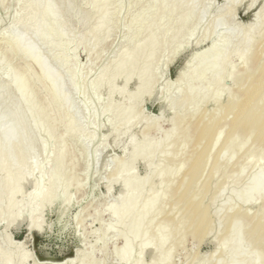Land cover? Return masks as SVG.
<instances>
[{
	"label": "bare ground",
	"instance_id": "6f19581e",
	"mask_svg": "<svg viewBox=\"0 0 264 264\" xmlns=\"http://www.w3.org/2000/svg\"><path fill=\"white\" fill-rule=\"evenodd\" d=\"M7 1L0 0L5 7ZM241 1L227 0L228 6L206 26L204 36L218 34L223 29L227 35L218 37L215 43L196 54L195 66L179 77L174 88H169L170 96L162 97L163 106L175 112L168 117L171 129L159 139L150 140L148 131L141 125L145 116L140 102L152 94L159 77L157 69L170 44L194 35L199 24L205 22L211 4H206L207 0H153L156 8L153 28L98 71L96 87L108 95L106 108L93 111L90 107L93 102L89 104L88 100L92 111L87 106L83 110H89L91 122L95 123L101 114L112 112L115 117L108 136L121 148L122 155L107 175L106 190L111 191L114 183H120L121 191L116 202L107 207L111 221L103 224L100 217L96 220L100 223L101 241L109 232L122 239V246L114 254L120 264H172L176 250L187 237L200 244L213 233L215 248L204 255L196 256L195 252L191 264H264V3L253 14L251 23L239 27L232 17ZM14 2L17 8L11 13L9 25L17 33L10 40L11 50L31 58L39 74L35 75V71L32 74V69L26 67L14 69L9 63L11 66L7 64L4 70L0 66V74L1 69L5 71L6 79H0V224L6 230L26 219L28 232H37L45 225L42 223L45 208L54 205L57 199L68 205L72 201L70 187L81 186V179L74 173L77 153L74 155L65 141L67 136L82 135L84 128L77 129L69 117L70 101L64 88L68 84L77 92L82 88L81 82L85 84L87 79L77 67L66 79L60 65L68 54L58 57L52 66L40 52V46H52L53 37L64 35L62 16L73 12L71 15L77 17L78 23L95 19L94 25L79 37L80 45L89 51L90 61L95 59L94 47L105 43L109 33L111 0H93L86 15L74 8L72 0H27L29 16L23 18L19 16V0ZM194 14L197 19L188 29ZM166 16H176L177 23L170 21L162 28ZM253 29L259 33L254 35ZM232 37L238 39L235 51L229 49ZM157 53L159 57L155 60ZM4 54L3 58L9 53ZM208 74L210 78L205 83ZM226 78L232 79L233 89L222 85ZM132 80L136 86L128 91ZM118 81H121L119 86ZM36 84L47 88L42 99L34 93ZM116 95L121 102L115 101ZM126 99L131 105L123 108L121 104ZM208 101L214 106L201 110L200 105ZM191 106L197 111L195 122L179 128L194 111L181 115L177 108ZM58 123L64 126L60 134ZM139 125L140 138L134 133ZM92 132L90 142L98 137L96 131ZM222 135L224 139L220 143ZM100 143L93 151L95 157L103 145ZM244 147L246 150L240 155ZM232 149L235 151L229 153ZM138 158L148 165L142 176L135 169ZM247 168L252 171L243 181ZM28 181L32 185L24 193ZM252 202H257V206L251 212L246 206ZM221 211H224L222 217ZM79 215L77 226L82 221ZM3 236L0 264H27L29 255L21 251V246L11 243L5 232ZM248 246L258 254L247 253ZM102 250L104 258L98 264H105L108 257L103 246ZM146 252L150 254L147 263L143 262ZM77 262L95 264L85 255H79Z\"/></svg>",
	"mask_w": 264,
	"mask_h": 264
},
{
	"label": "rangeland",
	"instance_id": "374dc122",
	"mask_svg": "<svg viewBox=\"0 0 264 264\" xmlns=\"http://www.w3.org/2000/svg\"><path fill=\"white\" fill-rule=\"evenodd\" d=\"M9 1L10 0L7 1L8 5H6L8 9L0 2V19H2V24L0 25V66L3 70L8 63L11 64L12 66L9 64L8 65L14 69H17V67L19 69H25L24 67H26L32 69L31 73L35 71V73H33L38 75V66L35 64L34 67V62H32L33 60H31V58L11 50L10 40L16 35L17 31L14 30L12 24L9 25V22L11 19V13L17 8V6L15 5L14 0H11L10 2ZM26 1L27 0H19L18 9L19 16L21 18L29 16L28 10L26 9ZM92 1L93 0H72L74 3L73 5H75L74 8L76 10L79 9V11L81 10V15L90 13ZM208 1H212L213 4L212 2L208 3ZM211 1L207 0L206 2L208 5L211 4L209 5L211 7L209 13H207L208 16L206 15V19L204 18L205 22L202 21L203 24H199L200 26H198L196 29L195 34L192 36L186 35L183 39L179 40L178 43L174 42L170 44L168 47L169 49L166 51L165 56L163 57L164 60L159 65L160 68L158 67L157 69V71L159 70V73L157 72V76L159 77L156 85L153 88L152 94L145 96L140 102V109L145 116V120L141 121V125L148 131L150 140L161 138L171 129V124L169 123L170 118L168 117L172 116L175 110L172 112L170 111L171 109L165 108L163 106L164 103L162 97H165L168 93H171V89L169 88H174L178 83L179 77L187 73L189 69L195 66L196 60L194 57L196 54L202 52L206 47L215 43L218 37L227 35V30L223 29L218 34H209L207 37L204 36L206 26H208L210 21L216 17L219 11H222V9L224 10L228 6L225 4L227 3V0ZM263 3L264 0H242L234 9L235 12L234 16L232 17L233 23L239 27L251 23L253 14L260 10ZM200 5L201 3L198 6L201 7ZM109 7V33L105 43L94 47L93 56L97 55L95 56V59H93L95 61H90L89 51L84 49L79 43L80 35H82L83 32L89 30L90 27L94 25L95 19L91 18L85 24L78 23L76 19L77 17L75 15H71L73 12L62 16V20L65 22L64 35L62 37H53L51 40L52 46L45 44L40 46V52L52 66H54V63L58 57H62L65 53L68 54L65 56L64 61L60 65L61 72L66 79L69 78L70 72L76 67L79 68L78 70H80V75L87 78L85 84L81 82L82 88L79 91L77 90L78 93L74 91L68 84H66L64 88L65 93L69 97L70 101L68 115L74 120V124L77 129L81 127L84 128L82 135L78 134L67 136L65 141V144L72 149L73 153H77V155H75V153L74 155L79 160L77 159L76 161L77 165L74 173L79 180L81 179V186L78 188L76 187L77 189L75 187H70L69 194L72 196V201L69 203L70 205L63 203L62 199H57L52 203L54 205H50L45 208L42 213V223L45 225H43V228L40 231L28 232L26 219L14 223L6 230L4 229V225L0 224V242L4 238L3 235L5 232L11 243L21 246V251L29 255L26 262L27 264H76L78 263L77 260L79 255H85L87 259L94 260L95 264H98L99 261L104 258L102 246L107 253L106 257L108 256L105 264H120L114 258V254L117 249L122 246V239H120L114 232H109L101 241V229L99 228L100 223L98 220H96V218L100 217L103 224H107L111 221L110 213L107 207H110L116 202V197L121 191V185L120 183H114L112 190L107 191V175L109 176L111 172L110 170H112L113 166H115L114 163L120 159L122 151H120L121 148L119 146L113 144L112 138L108 136L111 127L115 123L114 113L108 112L106 115H99L96 119V123L98 121L97 124H99L97 125L95 122H91L93 121V117L91 114H89V110H91L90 107H92L93 111L98 110L97 112H101L106 108L108 95L106 94L105 90L100 91L96 87V81L99 72H101L103 67H107L113 61H115L119 52L123 48L132 47L147 35L149 28L152 27V24L154 23L153 20L156 13V8L153 5V0H111ZM88 10L90 11L88 12ZM195 15L196 14L192 15L194 16L192 19L190 18L191 22L187 24L188 29H190V27L195 23V18L197 19ZM170 21H175L176 24V16H166L162 21L161 27L164 28ZM1 26L3 27L1 28ZM27 28L29 29L30 27ZM258 33L259 30L253 29L254 35H257ZM237 40V37H232V43L229 47L230 50H236L238 42ZM68 47L69 50L71 49L70 51L68 50L69 53L67 51ZM89 47H91L90 44ZM4 50L8 51L9 57L6 56L3 58V54L6 52ZM158 57L159 53L155 55V60ZM234 61H236L235 56ZM235 64L236 62L234 65ZM28 65L29 67H27ZM2 69L0 79L4 81L6 80L4 76L5 71L3 72ZM209 75L210 74L206 76L207 78H204L205 83H208L207 81L210 78ZM1 76H3V78ZM118 82L116 84L119 86L121 81ZM222 85H224L225 88H234V83L231 78H226L224 80V84L222 82ZM135 86L136 81L132 80L128 85V91H133ZM13 93L15 94V92ZM34 93L37 95V97L39 96V99H42L43 96L45 97L47 95V88L41 84H36L34 87ZM181 94L184 95V91ZM95 95L97 99H94ZM168 95L166 97H168ZM114 99L118 103L121 102V98L117 95L114 97ZM221 99H225V95H223V98ZM86 101L89 104L92 102L93 103L90 104L89 107V104ZM211 103L213 102H203L200 105V109H211L214 106V103ZM130 105V100L126 99L122 102L121 107L127 108ZM83 106H87L86 108H89V110H86L85 112L83 110ZM177 110V112L181 115H185L189 110L194 111L193 115L187 117L179 126V128L195 122L197 118V111L193 106L190 108L179 107ZM164 118L168 120H164ZM93 123L96 125L95 127L98 128H95L94 125L92 126ZM141 125L134 128V133L139 138L142 136V133H140ZM92 127L97 129L98 132ZM63 130V124L58 123L57 131L59 133H57L60 134L63 132ZM92 131H96V135L98 137H96L94 141L90 142V133ZM222 136L223 137L220 138V143L224 139V135ZM194 140L195 136L192 135L191 141L194 142ZM100 142L103 143L105 148L103 149V145L100 146L95 157L96 152L94 153L93 151H96L97 147H99L97 144ZM187 150L185 151L188 152ZM245 150L246 149L244 147L239 154L242 155ZM234 151L235 149H232L229 151V153H233ZM184 153L182 155H184ZM105 168L107 172L105 171ZM135 169L136 173L139 176H142L148 171L147 162L142 158H138L135 162ZM251 171L252 168H247L245 170L242 177L243 181ZM155 182L158 183L159 180L157 179ZM31 185V182H26L23 187V192H28L31 188ZM256 206L257 202H252L248 204L246 208L252 212L255 210ZM78 215L81 216L82 221L77 226L78 220H76V218H78ZM219 216H224V211H221ZM80 232L81 234L83 232L84 235H81ZM214 235L215 234L213 233L210 235V238L208 237L209 239H205L204 241L200 242V244L196 239L187 237L184 240L182 246L176 250L171 263L191 264L192 257H195L193 255L198 254L196 256H199L212 252V250L215 248V243L212 240ZM245 249L247 253L252 255L258 254L257 252H254L250 246ZM143 257V262L147 263L150 258L149 252H146Z\"/></svg>",
	"mask_w": 264,
	"mask_h": 264
}]
</instances>
